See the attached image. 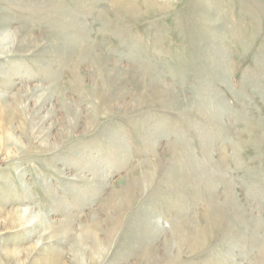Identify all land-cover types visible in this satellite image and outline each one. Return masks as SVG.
Here are the masks:
<instances>
[{
	"label": "rangeland",
	"instance_id": "374dc122",
	"mask_svg": "<svg viewBox=\"0 0 264 264\" xmlns=\"http://www.w3.org/2000/svg\"><path fill=\"white\" fill-rule=\"evenodd\" d=\"M0 46V264H264V0H0Z\"/></svg>",
	"mask_w": 264,
	"mask_h": 264
},
{
	"label": "bare ground",
	"instance_id": "6f19581e",
	"mask_svg": "<svg viewBox=\"0 0 264 264\" xmlns=\"http://www.w3.org/2000/svg\"><path fill=\"white\" fill-rule=\"evenodd\" d=\"M119 8V10H121V9H123L124 10V8L127 6L128 7V9L130 8V7H132V3H130L129 5H127V4H122L121 2L117 5ZM126 9V8H125ZM132 11V10H131ZM8 34V33H7ZM60 36L58 35V38H59ZM3 38V37H2ZM67 40V39H66ZM2 41V40H1ZM12 42V41H11ZM16 42H17V44H16V47H15V51L16 50H18L19 52L20 51H25V50H29L30 48H29V46H33V45H39V43H34V44H31L30 45V40H28V35L27 34H25L22 30H20V31H18L17 32V35H16ZM63 46V45H62ZM1 47V50H0V53L2 54V53H6L7 52V50H6V47L4 48V47H2V46H0ZM9 49V48H8ZM106 68V67H105ZM105 70H107V69H105ZM102 72H103V69H102ZM151 71H150V68H145V70H144V73L146 74V75H151V73H150ZM103 74V73H102ZM144 76V75H143ZM151 76H153V75H151ZM147 77V76H146ZM154 77L155 78H157V80H158V76H156V75H154ZM146 79V78H145ZM156 80V79H155ZM152 84H154V86L155 87H158V88H162V84L161 83H159V82H153ZM161 96H168L167 95V93H168V90H167V88L166 89H163L162 88V91H159L158 92ZM46 96V95H45ZM42 97V96H41ZM41 98H39L38 100H40ZM42 102V101H41ZM45 101H43V103H44ZM71 111L69 110V113H70ZM75 118L76 119H78L77 118V116H75ZM75 123H73L72 125H74ZM3 143H5V142H3ZM208 146V145H207ZM9 149V148H8ZM194 163V162H193ZM194 167V166H193ZM219 167V166H218ZM220 168V167H219ZM197 170V169H196ZM220 170V169H219ZM198 173V172H197ZM222 173V172H221ZM187 174V173H186ZM195 174V173H194ZM199 174V173H198ZM217 174H219V173H217ZM187 176V175H186ZM185 176V177H186ZM215 176V175H214ZM181 180V179H180ZM139 184L137 183V181H134V182H132V183H130V184H128V186L126 185V187H124L123 189H122V191H121V193L120 194H116L115 195V197L111 200V201H109V207H111V208H113V209H115V212H116V214L117 215H119V214H121L122 215V213H126L128 210H129V208H131V206L133 205V200H135V197H134V195H135V192L136 191H138L137 190V186H138ZM140 189V188H139ZM215 204V203H214ZM0 216H1V218L3 217L4 218V224H6V226H4V229L6 228V227H24V226H26V225H28L29 223H31V222H33L35 219H37V220H40V215H38V214H35V213H32V212H29L28 210H22V209H13V210H9V211H4L3 213L0 211ZM0 218V219H1ZM215 220V218L214 219H212V221H214ZM6 221H8V222H6ZM11 221V222H10ZM43 221V220H42ZM112 223H113V225L111 226V228L108 230H106L107 231V234H108V236H110V238H112V236L114 235V234H116V232H118L119 230H118V227H121V226H123V224H124V222H123V218H121V216L120 217H116V219H113L112 220ZM99 224H101L100 222H98L97 224H93V227H97V226H99ZM195 226V225H194ZM28 227V226H27ZM187 229H185V230H183V229H179V230H181L180 232L181 233H178V235H179V237L181 236V238H179V242H176L177 244H179V246H180V249L184 246V247H186V248H188V249H196V247L198 246V244H199V241H200V238L203 236V234H204V231L206 230L205 228H203V229H200L199 227H191V226H185ZM211 227V226H210ZM85 228H87V230H86V239H90V237L92 238L91 240H93V242H94V245H95V247H96V249H97V251H100V253L102 254L103 252H104V247L103 246H101V244H100V242H99V240H98V238L96 237V236H93V235H91V230H93L92 229V226L91 225H88V226H86ZM205 229V230H204ZM147 236V235H146ZM177 236V235H176ZM84 241V240H83ZM39 243H37V245H38ZM76 244V246L75 247H77L78 248V250H79V248L81 247V245H82V240H77V242L75 243ZM76 249V248H75ZM8 253H10L9 251H8ZM14 253L15 254H17L18 255V252H16V251H14ZM105 253V252H104ZM19 256V255H18ZM17 257V256H16ZM77 259H78V264H82V262H81V260H82V257H83V255H82V253H78L77 254ZM151 256H149L148 258L149 259H151L150 258ZM50 258L51 257H49L48 258V263H50Z\"/></svg>",
	"mask_w": 264,
	"mask_h": 264
}]
</instances>
